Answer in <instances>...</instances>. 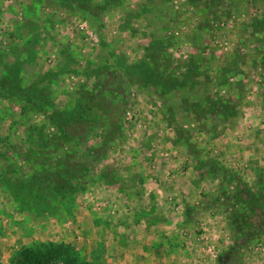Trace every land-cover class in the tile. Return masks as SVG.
<instances>
[{
	"label": "rangeland",
	"instance_id": "rangeland-1",
	"mask_svg": "<svg viewBox=\"0 0 264 264\" xmlns=\"http://www.w3.org/2000/svg\"><path fill=\"white\" fill-rule=\"evenodd\" d=\"M84 117L82 188L41 196L36 131ZM29 250L264 264V0H0V264Z\"/></svg>",
	"mask_w": 264,
	"mask_h": 264
},
{
	"label": "trees",
	"instance_id": "trees-1",
	"mask_svg": "<svg viewBox=\"0 0 264 264\" xmlns=\"http://www.w3.org/2000/svg\"><path fill=\"white\" fill-rule=\"evenodd\" d=\"M116 77L118 76L116 75ZM104 86L108 94L114 97V99L109 100V95L107 94L104 99L105 102L109 103L111 107L119 105V95L127 89V85L123 81L115 80L111 84L106 81ZM60 116L61 118L63 117L62 115ZM56 124L58 125V133L50 137L43 136L40 130L36 131L41 137L34 139V143L42 145L43 149L40 151L42 152L40 159L35 160L37 165L31 180L38 194L63 202L70 199L78 189L82 188V182L79 181V178L87 175L89 168L85 162L81 161L80 157L82 156L79 150L85 152L88 138L95 122L92 118L84 117L76 121L66 119ZM103 146L104 144L102 143L100 147ZM84 147L85 149H83ZM90 150L96 153L98 151L94 148ZM57 153L58 155H56ZM53 254L51 253V257ZM22 255L31 262L29 264H44L45 258H48L47 253L40 250H29L22 253ZM67 256L69 259L65 260V264L77 262L70 255Z\"/></svg>",
	"mask_w": 264,
	"mask_h": 264
},
{
	"label": "crops",
	"instance_id": "crops-1",
	"mask_svg": "<svg viewBox=\"0 0 264 264\" xmlns=\"http://www.w3.org/2000/svg\"><path fill=\"white\" fill-rule=\"evenodd\" d=\"M170 260H171L172 263H173L174 261H176V263L179 261V259H176V258H173V257H170Z\"/></svg>",
	"mask_w": 264,
	"mask_h": 264
}]
</instances>
